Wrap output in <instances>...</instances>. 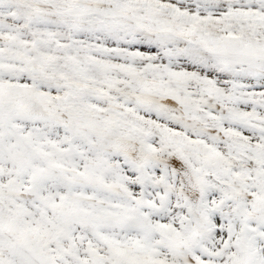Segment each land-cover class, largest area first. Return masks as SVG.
Here are the masks:
<instances>
[{"label": "snow or ice", "instance_id": "6c2138e0", "mask_svg": "<svg viewBox=\"0 0 264 264\" xmlns=\"http://www.w3.org/2000/svg\"><path fill=\"white\" fill-rule=\"evenodd\" d=\"M0 264H264V0H0Z\"/></svg>", "mask_w": 264, "mask_h": 264}]
</instances>
